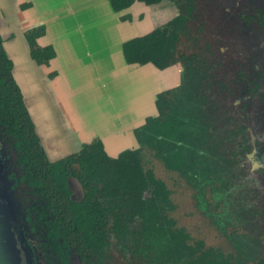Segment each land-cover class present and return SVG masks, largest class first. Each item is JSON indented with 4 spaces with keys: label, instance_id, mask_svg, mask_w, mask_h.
Returning a JSON list of instances; mask_svg holds the SVG:
<instances>
[{
    "label": "flooded vegetation",
    "instance_id": "flooded-vegetation-1",
    "mask_svg": "<svg viewBox=\"0 0 264 264\" xmlns=\"http://www.w3.org/2000/svg\"><path fill=\"white\" fill-rule=\"evenodd\" d=\"M134 4L157 7L165 16L166 21L148 33L176 17L185 19L177 51L197 61L189 81L182 77L183 67L179 62L163 70L156 69L174 72V84L159 93L174 90L178 95L180 115L191 133V146L184 150L192 152L198 161L197 174L185 182L157 162L153 166L155 178L171 192L172 202L178 193L191 195V198L208 196L214 202H206V213H203L210 221V232L216 240L215 244H208V240L201 238L207 246L225 250L246 247L257 257L264 256V0H159L148 4L133 0L129 7ZM28 7L23 4L20 10ZM130 20L129 15L121 17L122 22ZM44 33V27L37 24H30L22 31L30 57L35 61L49 52H52L51 57L54 55L51 46L38 42ZM1 43L3 47L2 39ZM182 78L188 82H183ZM156 115L155 108V113L147 116L143 124ZM1 132H5V128ZM4 140L7 139L4 137ZM9 141L13 144L12 139ZM117 155L107 156L115 158ZM8 156L14 165L15 156ZM15 166L12 178L20 181L24 166L17 163ZM161 171L169 177L168 181L160 178ZM21 183L18 185L25 189V205L34 208L32 234L28 233L37 253L27 242L33 262L146 264L141 258L138 261V254L132 252L128 238L122 242L116 238L113 216L108 211L98 217L95 201L99 204L103 201L84 198L75 178L65 177L66 198L50 190L53 187L41 192L35 183L31 188ZM144 196L148 197V193ZM213 197L227 198L231 204L226 213H222L221 204ZM174 211L172 217L176 226L189 233L179 224ZM86 217L98 218L84 228ZM59 221L62 226L58 230L66 229L62 236L53 228ZM85 232L98 237L97 241L82 243Z\"/></svg>",
    "mask_w": 264,
    "mask_h": 264
},
{
    "label": "trees",
    "instance_id": "trees-1",
    "mask_svg": "<svg viewBox=\"0 0 264 264\" xmlns=\"http://www.w3.org/2000/svg\"><path fill=\"white\" fill-rule=\"evenodd\" d=\"M108 1L115 13L133 2ZM139 1L148 4L159 0ZM184 21L181 16L176 17L148 34L123 42L121 54L124 62L127 65H149L157 70L179 62L183 67L182 77L188 81L192 79L197 61H193L191 55L177 51ZM51 56L52 52H49L41 60L30 58L37 65H45ZM183 78V82H188ZM178 102L174 90L155 96L157 115L147 118L134 131L137 142L134 150H124L117 157L110 158L103 152L100 141L92 139L76 153L50 163L34 133L22 96L11 75V62L0 39V144L4 141L3 146L6 147L0 150L4 157L7 154L8 159L10 154L15 156L12 158L14 165H10L9 179L13 188L19 186L23 220L28 232L31 233L33 228L34 208L32 210L25 205V189L18 183L21 181L29 188L35 183L41 192L53 187L50 190L66 198L65 177H71L80 185L84 198L103 201V204L95 201L94 210L99 213L98 217L107 211L113 216L116 238L121 242L128 238L132 252L138 254V261L141 258L146 264H264V256L257 257L245 246L244 250L241 247L228 250L210 247L201 238L193 239L183 228L176 226L172 217L175 206L169 198L171 192L155 178L153 166L158 162L167 172L175 173L185 182L197 174L198 161L192 152L184 150V147L191 146V133L180 115L181 105ZM4 137L8 141L12 139L13 144H9L10 141L4 140ZM16 163L24 166L20 181L12 178ZM145 192L148 197L144 196ZM97 218L86 217L84 228ZM60 223L57 222L53 228H57L54 231L62 236L66 229L58 230L62 226ZM76 223V226L80 224L78 220ZM84 234L86 238L82 237V243H94L98 239L89 232Z\"/></svg>",
    "mask_w": 264,
    "mask_h": 264
},
{
    "label": "crops",
    "instance_id": "crops-1",
    "mask_svg": "<svg viewBox=\"0 0 264 264\" xmlns=\"http://www.w3.org/2000/svg\"><path fill=\"white\" fill-rule=\"evenodd\" d=\"M23 4L29 7L20 10ZM165 21L157 7L134 4L115 13L108 0H0V37L28 99L43 94L62 134L73 144L98 139L110 157L137 146L133 130L155 113V95L175 82L172 69L127 65L121 44ZM30 24L44 27L38 42L54 53L36 71L22 35Z\"/></svg>",
    "mask_w": 264,
    "mask_h": 264
},
{
    "label": "water",
    "instance_id": "water-1",
    "mask_svg": "<svg viewBox=\"0 0 264 264\" xmlns=\"http://www.w3.org/2000/svg\"><path fill=\"white\" fill-rule=\"evenodd\" d=\"M3 50L7 59L11 62L12 78L20 91L24 108L33 125L34 133L39 140V145L47 161L52 163L63 159L79 151L82 144L89 143V141H84L83 143L80 141L77 144H73L69 136L62 134L64 131L60 118L49 106V101L45 100L43 94H41L38 101L33 100L32 102L28 99L27 89L21 84V82L24 83L25 81L17 79V72L12 68V60L7 56L4 47ZM31 62L35 65V71L37 68L38 70L45 68V65H37L32 59ZM37 73L35 72L36 77ZM42 80L46 82V79L42 78ZM37 114L41 122L38 117H35ZM3 159L5 160V157L0 150V264H23L19 251L21 239L25 244L26 252L29 251V264H38L37 262H33L31 257L33 256L32 250L27 244V239H25L27 236L24 235V231L28 233V229L23 220L20 199L16 197L15 203L12 198H9L12 191L16 190V188L12 187L13 182L9 179L10 166L7 171L3 166ZM28 238L31 240V235ZM34 251L37 253L35 249Z\"/></svg>",
    "mask_w": 264,
    "mask_h": 264
},
{
    "label": "rangeland",
    "instance_id": "rangeland-1",
    "mask_svg": "<svg viewBox=\"0 0 264 264\" xmlns=\"http://www.w3.org/2000/svg\"><path fill=\"white\" fill-rule=\"evenodd\" d=\"M164 73H168L170 71H163ZM165 90V89H164ZM163 91V90H162ZM4 141H2V145L0 144V148L3 147L5 149L6 147L3 146ZM116 155V154H115ZM4 160V159H3ZM11 158L8 159L7 154L5 156L4 164L3 166L6 168L8 171L9 166L11 165ZM158 177V174L156 175ZM160 178L163 179L164 181H168L169 177L161 171L159 174ZM16 194V196H15ZM235 194V192H234ZM16 197L19 198V190L16 188V190H13L10 197L12 200L16 203ZM20 199V198H19ZM213 200H218V203L221 204V211L222 213H226L228 205L231 204L228 202L227 198H212ZM230 200V199H229ZM206 202H211L214 204V202L208 198H191V195H185L182 193H178L176 197L173 199V203L176 206V209L174 211V216L178 219L179 224L183 225L186 227V229L189 231L191 234L192 238H204L206 241L208 240V244H215L216 240L213 237V234L210 232L212 229L210 228V221L204 217L206 213V208H205V203ZM217 203V204H218ZM204 213V215H203ZM218 214V213H217ZM221 216L220 210L218 216ZM219 216V217H220ZM23 235V233H22ZM24 235L27 236L25 239L31 245L35 248L33 241L28 238L29 233L24 231ZM23 235V236H24ZM22 238V237H21ZM20 255H21V262L23 264H29V251L26 252L25 244L23 240L21 239L20 241ZM36 250V248H35Z\"/></svg>",
    "mask_w": 264,
    "mask_h": 264
}]
</instances>
